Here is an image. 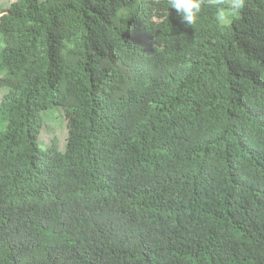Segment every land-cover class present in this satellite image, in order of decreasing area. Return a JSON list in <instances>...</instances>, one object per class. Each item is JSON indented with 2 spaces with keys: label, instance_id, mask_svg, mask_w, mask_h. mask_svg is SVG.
Returning a JSON list of instances; mask_svg holds the SVG:
<instances>
[{
  "label": "trees",
  "instance_id": "1",
  "mask_svg": "<svg viewBox=\"0 0 264 264\" xmlns=\"http://www.w3.org/2000/svg\"><path fill=\"white\" fill-rule=\"evenodd\" d=\"M168 9L0 12V264H264V0L223 28Z\"/></svg>",
  "mask_w": 264,
  "mask_h": 264
},
{
  "label": "clouds",
  "instance_id": "2",
  "mask_svg": "<svg viewBox=\"0 0 264 264\" xmlns=\"http://www.w3.org/2000/svg\"><path fill=\"white\" fill-rule=\"evenodd\" d=\"M168 5L169 9H175L181 21L190 27L198 23L205 7L214 8L216 22L223 28L229 24L230 17L237 16L244 8L245 0H168ZM40 146L44 148L41 144Z\"/></svg>",
  "mask_w": 264,
  "mask_h": 264
},
{
  "label": "rangeland",
  "instance_id": "3",
  "mask_svg": "<svg viewBox=\"0 0 264 264\" xmlns=\"http://www.w3.org/2000/svg\"><path fill=\"white\" fill-rule=\"evenodd\" d=\"M13 0H0V12L7 8ZM1 43V40H0ZM1 76V75H0ZM4 95V90H0V98ZM40 144L44 147L49 146L52 142H56L59 150H63L67 142V128L64 116L60 108L56 111L49 110L44 113Z\"/></svg>",
  "mask_w": 264,
  "mask_h": 264
}]
</instances>
